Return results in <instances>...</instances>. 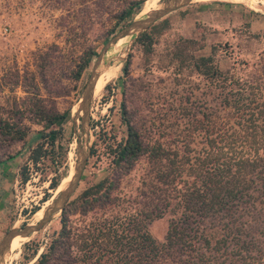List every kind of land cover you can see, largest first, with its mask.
I'll list each match as a JSON object with an SVG mask.
<instances>
[{"label": "rangeland", "instance_id": "374dc122", "mask_svg": "<svg viewBox=\"0 0 264 264\" xmlns=\"http://www.w3.org/2000/svg\"><path fill=\"white\" fill-rule=\"evenodd\" d=\"M129 1L133 0H0V118L28 130L24 141H10L0 133V179L3 169L16 178L8 186V196L2 198L0 242L11 229L36 223L71 175L78 144L84 142L81 119L75 121L74 116L97 56L80 80L73 79V72L87 50L99 54L115 34L132 22L125 21L105 41L116 21L114 15ZM148 1L143 0L144 5ZM246 1L195 0L157 23L167 20L169 25L155 36L150 53L138 41L129 51L127 46L118 51L117 57L128 54L127 59L115 62L112 68L117 69V76L91 103V157L78 190L64 212L10 253L6 264H35L61 231L64 213L74 211L72 202L106 179L107 188L112 190L108 199L106 188L102 192L105 200L98 208L86 216L78 210L71 213L72 225L143 214L165 207L169 201L165 216L147 225L158 242L165 240L170 220L182 211L176 199L183 186L181 180L189 179L183 156L189 152L194 162L204 147V137L196 127L204 116L213 120V116L225 114L220 92L197 74L194 59L213 55L223 72L243 79L264 74V6L260 0H248L252 5ZM127 61L129 72L124 74ZM44 66L46 83L38 76ZM31 78L34 89L27 91L24 81ZM36 98L47 108L71 111L54 145L41 136L46 131L33 119L31 109ZM123 101L146 146L160 141L167 150L178 153L175 161L181 162L177 166H182V179L171 162L150 155L140 158L129 173L116 167L112 150L127 138ZM39 147L42 155L34 162V152ZM24 169L28 178L25 182ZM54 180L59 183L57 190L51 187ZM1 183L4 181L0 180L2 188Z\"/></svg>", "mask_w": 264, "mask_h": 264}, {"label": "trees", "instance_id": "16d2710c", "mask_svg": "<svg viewBox=\"0 0 264 264\" xmlns=\"http://www.w3.org/2000/svg\"><path fill=\"white\" fill-rule=\"evenodd\" d=\"M143 5V0L129 1L115 14L116 21L105 41L125 21L133 20ZM168 25L167 20L155 24L137 44L150 53L155 36L168 29ZM96 56L95 51H86L73 72L75 81L80 80ZM129 67L127 61L124 74H128ZM45 69L44 66L38 76L46 83ZM194 69L220 92L221 110L225 114H217L213 120L204 116L206 121H200L195 129L204 137V147L194 162L189 152L183 156L189 179L181 180L183 186L176 199L182 211L179 217L170 220L165 240L158 242L147 225L165 216L169 201L165 207H155L143 214L97 219L79 227L72 225L71 213L78 210L86 216L102 205L105 200L102 192L109 183L106 179L72 202L74 211L64 213L61 231L35 264H264V74L239 78L229 71L223 72L213 55L195 58ZM24 85L27 91L34 89V79L29 82L25 79ZM44 104L34 99L31 112L34 121L46 131L41 136L54 145L62 127L70 120L71 111L60 112ZM121 106L127 138L112 150L116 167L129 173L140 158L150 155L171 162L180 177L182 166L177 165L181 162L175 161L178 153L167 150L160 141L146 146L124 101ZM0 133L10 141H24L28 130L0 118ZM41 153L42 148L35 150L34 162ZM22 175L23 181H27L26 169ZM58 186L54 180L52 189L57 190ZM106 190L107 200L112 190Z\"/></svg>", "mask_w": 264, "mask_h": 264}, {"label": "water", "instance_id": "95a60500", "mask_svg": "<svg viewBox=\"0 0 264 264\" xmlns=\"http://www.w3.org/2000/svg\"><path fill=\"white\" fill-rule=\"evenodd\" d=\"M194 1L195 0H163L159 3V8L157 10L152 11L143 18H134L132 22L121 29L105 44L92 66L89 81L82 93L81 100L78 103L76 114L74 116L75 121L79 118L81 119L84 142L78 144L77 159L71 171V175L67 178L69 180L62 185V190L57 199L44 210L42 217L38 219L36 223L27 224L23 228H13L4 236L0 242V264H6L7 258L10 254L11 245L15 238L27 237L29 239L34 234L40 232L58 214L64 212L69 201L78 190L83 172L87 166L89 158L91 157L89 114L101 72L110 70L115 65V62H122L128 57V54L121 58L116 57L119 50L116 51L117 53L112 54L116 45L119 41L127 39L123 47L127 46V51H129L132 45L155 24L171 13L191 5Z\"/></svg>", "mask_w": 264, "mask_h": 264}, {"label": "bare ground", "instance_id": "6f19581e", "mask_svg": "<svg viewBox=\"0 0 264 264\" xmlns=\"http://www.w3.org/2000/svg\"><path fill=\"white\" fill-rule=\"evenodd\" d=\"M158 1L159 0H150V1L146 2L143 9L140 11V13L136 17L137 18H143L147 14L151 13L152 11L157 10L159 8ZM259 3H261L264 6V0H260ZM245 4L252 5L250 3V1H248V0L246 1ZM126 40L127 39H123V40L119 41V43L116 45L115 49L113 50L112 54L117 53L116 51L123 48L124 44L126 43ZM115 76H117V69L112 68V70L110 69V70H105L104 72H101V76H100V79L98 80L96 90H95V97L100 95V93L103 91V89H105V86L108 84V82L111 81ZM67 180H69V179H65L64 182H66ZM61 188L62 187H60L59 190H61ZM19 241H21V242L19 243ZM27 241H28V238H25V239L19 238V237L15 238L12 245H11L10 253H13V252L19 250L21 248V246L24 243H26ZM17 242H18V244L16 245Z\"/></svg>", "mask_w": 264, "mask_h": 264}, {"label": "crops", "instance_id": "0c3cea01", "mask_svg": "<svg viewBox=\"0 0 264 264\" xmlns=\"http://www.w3.org/2000/svg\"><path fill=\"white\" fill-rule=\"evenodd\" d=\"M4 170L5 169H3L2 174H1L2 179H0V180L4 181V183H1L3 185L2 188L0 186V198H1L0 199V211L3 209L2 198L8 196V186L13 184L14 180L16 179L15 175L11 176L12 172L4 171Z\"/></svg>", "mask_w": 264, "mask_h": 264}]
</instances>
